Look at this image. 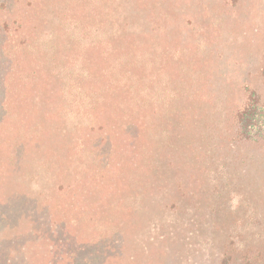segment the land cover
Here are the masks:
<instances>
[{
	"label": "rangeland",
	"instance_id": "rangeland-1",
	"mask_svg": "<svg viewBox=\"0 0 264 264\" xmlns=\"http://www.w3.org/2000/svg\"><path fill=\"white\" fill-rule=\"evenodd\" d=\"M4 1L7 264L60 226L103 264H264V125L234 117L264 104V0Z\"/></svg>",
	"mask_w": 264,
	"mask_h": 264
},
{
	"label": "trees",
	"instance_id": "trees-1",
	"mask_svg": "<svg viewBox=\"0 0 264 264\" xmlns=\"http://www.w3.org/2000/svg\"><path fill=\"white\" fill-rule=\"evenodd\" d=\"M0 5H1L0 7H2L4 10L7 9V1L6 2L4 1V3H0ZM7 25H8L7 22L0 23V57L2 54V46H3L2 41L6 40ZM263 73H264V69H263ZM241 97H242V102L239 105V107L236 109L234 117L238 126L242 128V130H244L245 133L246 132L249 133L248 131L255 128L258 123L264 125V106H263L264 104L262 105L259 95H257L255 91L251 90L246 85L241 90ZM24 206L25 205H23L22 208H24ZM18 212L19 213L15 219L22 216L21 218L23 220L27 218L25 221H29V223L32 225V228L28 230V236L31 235L33 236V234H36L37 226H36V220L33 219L34 217L31 215H30L31 217H29V215L24 214L25 210L23 209H21ZM12 213L13 212H11V214ZM11 214L9 211V206L0 207V219L10 218L9 216ZM17 224L18 223H14L11 226L12 229L17 227L18 226ZM43 224L44 227L47 228L51 223L50 221L49 223L47 221H44ZM38 231H40V233L38 232V236H40L41 230L39 228ZM56 231L57 232L55 234L50 233L48 234L49 236L47 235V238L51 243L52 248L50 249L47 248L49 252H47L46 257L44 255L45 257V259H43L44 264H103L104 263L105 261L104 259L106 258V256L100 257L101 252L88 251L89 248H85V249L76 248L74 238H71L69 236V233L65 231L64 226H60L59 228H57ZM44 235L46 236V233ZM19 240H20L19 238H13V240H11L10 245H8L6 248L0 247V264H7L8 259H10L9 254L6 252V249L8 247H11L16 252L20 251L18 247ZM58 244H61L60 249L56 247ZM4 245H6V243H4ZM47 250L45 247L44 251Z\"/></svg>",
	"mask_w": 264,
	"mask_h": 264
}]
</instances>
